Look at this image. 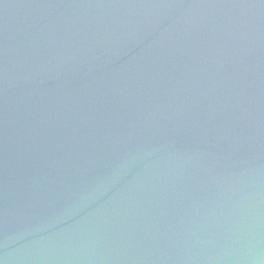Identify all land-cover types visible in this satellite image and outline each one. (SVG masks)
I'll list each match as a JSON object with an SVG mask.
<instances>
[{"label":"water","instance_id":"water-1","mask_svg":"<svg viewBox=\"0 0 264 264\" xmlns=\"http://www.w3.org/2000/svg\"><path fill=\"white\" fill-rule=\"evenodd\" d=\"M0 264H264V0H0Z\"/></svg>","mask_w":264,"mask_h":264}]
</instances>
